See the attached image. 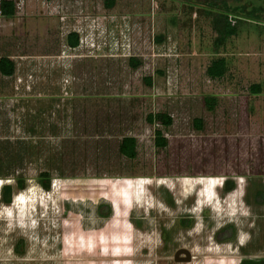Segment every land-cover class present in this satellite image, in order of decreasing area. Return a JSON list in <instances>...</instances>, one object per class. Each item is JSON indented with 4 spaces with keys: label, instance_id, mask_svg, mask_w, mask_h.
<instances>
[{
    "label": "rangeland",
    "instance_id": "374dc122",
    "mask_svg": "<svg viewBox=\"0 0 264 264\" xmlns=\"http://www.w3.org/2000/svg\"><path fill=\"white\" fill-rule=\"evenodd\" d=\"M12 1L16 16L0 13V59L16 65L14 76L0 73V190L13 194L11 205L0 199V264L264 259V22L230 23L237 33L217 50L215 13L189 0ZM221 58L229 73L211 79ZM158 113L173 125L149 124ZM124 137L137 140L134 160L119 152ZM100 198L116 212L108 228L81 225ZM180 249L192 262L174 260Z\"/></svg>",
    "mask_w": 264,
    "mask_h": 264
},
{
    "label": "trees",
    "instance_id": "16d2710c",
    "mask_svg": "<svg viewBox=\"0 0 264 264\" xmlns=\"http://www.w3.org/2000/svg\"><path fill=\"white\" fill-rule=\"evenodd\" d=\"M51 1V0H49ZM194 5H199L205 8V12L215 15L214 30L217 33L215 41V47L217 50L222 48L229 37L235 36L237 28L230 25L232 22L246 23L248 20H256L264 22V0H261L259 6H255L253 2L248 0H189ZM115 5V0H106L105 6L112 8ZM16 4L12 0H0V13L6 19H12L16 16ZM67 43L71 48H77L80 46V36L78 33L73 32L67 36ZM129 65L133 69H138L142 66V62L137 58L131 57L129 59ZM228 70L227 60L224 58L217 59L212 62L211 66L207 69V75L211 79H221L224 77ZM16 65L8 57L0 59V73L5 77H12L15 75ZM146 79L145 81H147ZM151 86V81L146 82ZM250 92L254 96H259L263 93V87L261 84H252L250 86ZM204 104L209 112L215 111L218 100L213 95H207L204 97ZM147 122L151 125L161 124L164 127H171L173 125V119L167 114H149L147 116ZM194 126L201 130L203 128L202 120L196 119ZM155 146L157 148L164 149L168 146V140L164 137L161 130L155 132ZM119 152L125 158L134 160L137 157V140L134 137H125L122 139ZM39 181L44 184L46 188H50L51 176L48 172H43L39 175ZM18 187L24 189L25 179L23 177L17 178ZM229 186V184H227ZM11 187L6 186L4 188L3 201L9 203L11 201ZM244 264H264V262H252L245 261Z\"/></svg>",
    "mask_w": 264,
    "mask_h": 264
},
{
    "label": "flooded vegetation",
    "instance_id": "af4514ba",
    "mask_svg": "<svg viewBox=\"0 0 264 264\" xmlns=\"http://www.w3.org/2000/svg\"><path fill=\"white\" fill-rule=\"evenodd\" d=\"M6 186H2L1 187V190H0V199H2L1 198V195L3 196L4 194V188H5ZM10 187V186H9ZM261 195V194H260ZM3 200V199H2ZM74 201V200H73ZM99 201H101V202H98L97 203V205H95V207L94 208H92L91 210H90V215L89 216H84L83 214H80L81 215V217H82V222H81V225H84L85 224V222H89L90 221V223H100V224H102L101 226L102 227H104L105 226V223L107 222V221H109V219L110 218H113L114 216H116V212H115V210H114V207H113V204L110 202V201H108V200H106V199H104V198H100L99 199ZM3 203H4V201H2ZM74 203H77V201H74ZM5 204H9V205H11V204H13V194H12V191H11V201L9 202V203H5ZM86 218V220H85V218ZM132 222V224L134 225V226H136L135 224V222H133V221H131ZM82 228L84 227V226H81ZM24 246V241L23 240H21V241H19L18 242V244L16 245V248H15V251H16V253L17 254H23V252H22V247ZM66 247V246H65ZM64 247V249H66ZM67 248L68 249H71L72 248V246L71 245H69V246H67ZM180 250H182V249H180ZM180 250H178L176 253H175V255H174V260H175V257H176V254L180 251ZM69 251V250H68ZM72 251H69V253H71ZM75 252V251H74ZM71 254H73V252L71 253ZM182 258L183 257H185L184 255H182L181 256ZM246 261H252V262H257L256 260L254 261V260H246ZM258 262H264V259H262V260H260V261H258Z\"/></svg>",
    "mask_w": 264,
    "mask_h": 264
},
{
    "label": "water",
    "instance_id": "95a60500",
    "mask_svg": "<svg viewBox=\"0 0 264 264\" xmlns=\"http://www.w3.org/2000/svg\"><path fill=\"white\" fill-rule=\"evenodd\" d=\"M182 255H184L185 257H181ZM193 260V256L191 254V252L187 249H182L180 250L175 257V261L178 263H189L192 262Z\"/></svg>",
    "mask_w": 264,
    "mask_h": 264
},
{
    "label": "crops",
    "instance_id": "0c3cea01",
    "mask_svg": "<svg viewBox=\"0 0 264 264\" xmlns=\"http://www.w3.org/2000/svg\"><path fill=\"white\" fill-rule=\"evenodd\" d=\"M69 47H70V46H69ZM77 48H78V47H77ZM70 49H75V50H76V48H71V47H70ZM215 60H217V59H214L213 61H215ZM213 61H212V62H213ZM212 62L210 63V66H211ZM210 66H209V67H210ZM209 67H208V68H209ZM208 68H207V69H208ZM206 73H207V70H206ZM228 73H229V70H227L226 75H227ZM226 75H225L224 77H222L221 79L225 78ZM207 76H208V75H207ZM208 77H209V76H208ZM168 78H170V76H168ZM63 79H64V78H63ZM147 79H148V80L145 81V82H148V81L150 82V81H151V85H152V80H151L150 78H147ZM217 80H218V79H217ZM63 81L65 82V80H63ZM158 114H159V113H158ZM160 114H162V113H160ZM163 114H164V113H163ZM124 138H125V137H124ZM199 196L202 198V195H199ZM114 218H115V216L112 218V220H113ZM110 223H111V220L107 221V222L105 223L104 228H108V226L110 225ZM121 227H124V226H121ZM116 247H117V246H115V248H116ZM115 248H114V249H115ZM116 249H118V247H117Z\"/></svg>",
    "mask_w": 264,
    "mask_h": 264
},
{
    "label": "bare ground",
    "instance_id": "6f19581e",
    "mask_svg": "<svg viewBox=\"0 0 264 264\" xmlns=\"http://www.w3.org/2000/svg\"><path fill=\"white\" fill-rule=\"evenodd\" d=\"M124 182H125L127 185L130 184L129 182H127V181H125V180H124ZM197 184H204V181H198ZM98 185H100V186H104V187H108V186H110L111 184H110V182H109L108 180H106V181H100ZM218 187H220V185H219Z\"/></svg>",
    "mask_w": 264,
    "mask_h": 264
}]
</instances>
